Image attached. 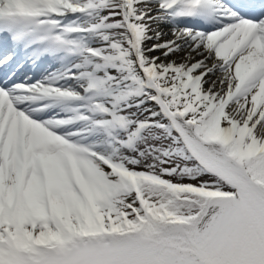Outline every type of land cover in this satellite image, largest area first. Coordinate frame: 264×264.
Returning a JSON list of instances; mask_svg holds the SVG:
<instances>
[{
    "label": "snow or ice",
    "instance_id": "snow-or-ice-1",
    "mask_svg": "<svg viewBox=\"0 0 264 264\" xmlns=\"http://www.w3.org/2000/svg\"><path fill=\"white\" fill-rule=\"evenodd\" d=\"M0 264H264V0H0Z\"/></svg>",
    "mask_w": 264,
    "mask_h": 264
},
{
    "label": "bare ground",
    "instance_id": "bare-ground-1",
    "mask_svg": "<svg viewBox=\"0 0 264 264\" xmlns=\"http://www.w3.org/2000/svg\"><path fill=\"white\" fill-rule=\"evenodd\" d=\"M165 31H167V29H165ZM165 39H170L171 37H170V35H168V36H165L164 37ZM158 54V53H157ZM181 56L183 55V53H181L180 54ZM26 74H29V75H33V73H32V70L31 69H27L26 70V72H25ZM24 73V74H25ZM23 73H21V76H23L24 75ZM36 75H38V72L37 73H35Z\"/></svg>",
    "mask_w": 264,
    "mask_h": 264
}]
</instances>
